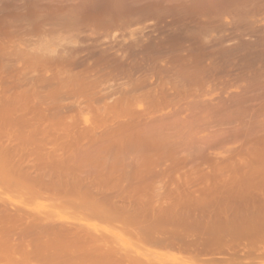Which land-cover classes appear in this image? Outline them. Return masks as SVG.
<instances>
[{
    "label": "rangeland",
    "instance_id": "1",
    "mask_svg": "<svg viewBox=\"0 0 264 264\" xmlns=\"http://www.w3.org/2000/svg\"><path fill=\"white\" fill-rule=\"evenodd\" d=\"M69 17L70 19H68ZM73 18L74 21L76 20L75 22L73 21ZM63 20L73 21V26L71 25L70 28L65 27L67 23L64 21L63 24H66L64 25L65 28H63ZM19 21L22 22L20 23ZM71 21L70 23H72ZM76 22H78L77 25L75 24ZM15 24L17 26H15ZM36 26L39 28L37 29ZM22 29H24V31ZM43 53H45V55ZM94 57L95 60L93 59ZM65 59L66 62L64 65L62 62L64 68L68 69L73 65L70 68L72 71L68 72L70 74L69 76H73L72 74H81V78H86L85 80L89 79L85 82L83 81V84L88 83V90H86L87 88L83 89L87 86L82 83H80L81 86H84H82L83 90L81 89L82 92L84 91V94L81 92L82 95H80L79 92V88L81 87L79 83L78 85L73 86L76 87L75 89L72 87L73 90H71L72 88L69 90L66 88L62 89L63 91L60 89L62 92L67 90L66 93H68V91L69 93L70 91H73L75 92L74 96L64 95L65 92L63 94L61 93L62 95L56 94L57 97H59V100L53 99L51 100L52 103L50 101L52 98L49 97L56 92V90L53 92V89L54 87L56 88V84H58L56 83L58 82L57 80L60 78L63 80L69 78L67 73L69 69L67 71L61 70L63 67L60 62L62 60L65 61ZM14 60L16 62H14ZM68 60H70V63L72 61L74 63H71L72 65H70ZM27 63H29L30 66ZM67 63L70 67L67 66ZM58 64H60L61 67H59L60 65ZM0 67L2 68H0V85L3 86H0V96L2 95L3 97V95H6V97H12L15 100L16 97L23 94L21 97H23L25 102H23V99L21 100V97L17 98V100H20V103L18 105V103L16 104L14 101L15 105L13 106L15 108H19V106L21 107L26 103L24 94L25 92L30 93V91L31 96H34L33 93L35 91V95L40 96H37L39 99H41V97L45 98L43 100L41 99L42 102L44 100L48 102H45L46 105L42 104L40 108H48V104H57L60 101L61 106L67 105L66 108L69 107L68 110L65 108L67 113H65L64 110V112H62L63 117L60 115V118H64L65 113L67 119L69 116V119L66 122H69L70 124L74 123L76 126L73 124L74 127H69V123H67L68 125H63L66 130H71H68L67 132L61 130L53 131V126H50L48 130L51 132L49 135L50 137H48L50 138V142H52L53 139L56 142L55 139H57V144H62L60 141L63 143L65 141L71 143V141L74 140L73 138H66V140L63 138V140H65L63 141L59 137L60 134L63 135L72 132L77 136L85 129L93 127L94 125H97V123L99 124V122L95 123L97 120L96 116L99 115H96L95 109L97 110V113H100L98 112V109L100 110L102 107L105 108V105L112 104V102L115 103L116 99L122 101L123 97L126 96V99L124 98L123 101L130 106H128L129 108H132L131 110L128 108L130 113H138V111L143 113L145 111V113L149 114L147 116L149 117L148 122H150V125L153 120L156 121L151 125H155V127L157 123H162L157 122L158 119L159 121H164V126L167 128L164 127L167 134L166 138L172 142L169 144H173V142L176 144L175 146L174 144L171 145L174 147L169 148V153L168 151L166 152L168 149L165 150L166 147H164V150H162L166 153H163L162 150V153L160 152L163 159H158L157 157V165L154 164L155 166L153 165V167H151L152 172L150 170V174L147 171L146 175L148 178H143V187L148 188H142L140 191H132V188H128L126 192L125 189L127 188L125 185H128L129 182H126V184L124 182V186L123 184L116 185L120 188L115 189L114 187L116 186H113V184H115L114 182L104 183L103 181H100L101 177L97 175L99 178H95L94 174L93 177H91L92 173L89 172V175L86 172V170H90L88 169L89 167H86L87 165L83 169H85L84 172L88 175L84 176L86 173H83V170L79 171V169H75L74 167H67L68 163H66V166L64 165L65 168L63 167L62 169L67 172L66 174L64 171L61 175L62 170H58L59 168H54L56 170L52 171L43 167V170L46 169V172L40 170L44 175L39 174L40 176H37L38 173L36 172L40 173V171L33 168L34 170H31L32 172L28 170V172L30 171L29 175L31 176L27 179L25 178L26 180L23 178H20V180L19 177L16 178L17 176L13 175L14 172H12L13 177L11 176L12 178L9 180L8 176L11 174L8 175L6 172L9 171L2 169L4 168L2 167L3 161L7 156H4L0 150L1 157H5L4 160L3 158L1 159L2 161L0 160L1 169L6 171L4 172L0 169V218L4 217L2 212L8 213V217L5 216L3 220H0V226L25 228L28 225L41 222L56 228H70L75 225V227L78 225L89 227L98 231L102 235L106 233L104 236H107V246L109 245L111 248H108L111 250L113 248L112 251L120 250V253L122 252L131 258L136 256L149 261L151 264H264V238L262 240L258 239L261 242L257 241V244L255 239V244L252 243L253 241H251L252 244L249 243L250 240H247V242L246 240H241L243 241L242 244L239 243L238 240L236 245L235 243H231L232 245H230L228 244L230 242H228L226 243L227 246H223L224 248H221L220 250L222 255L219 254L214 257L203 255L199 257L192 255V253L189 255V252H186L185 254V252L180 251L179 253V250L177 249L152 245V243L143 240V233L138 232V227L134 228L135 226L133 227L132 224L134 219L136 220L137 218L138 221V218H140L138 216L135 217L134 213L138 214L139 211L142 212L143 210L141 208L143 207L144 212L147 210V214L145 213L143 215V213H141L143 215L141 216L144 218L146 215L145 218H147L152 214L154 215L156 212L158 214L159 210L157 211L156 208L159 206L161 208L162 205L164 206V209H168L169 205L170 207L173 205L175 208L176 204L181 207L180 201H183L184 203L186 201L185 204H188V206H186L182 202V208H184V210H187L186 207H188V210L186 211L188 214L193 212H189L190 210L197 211L200 209H202L201 211L206 209L204 211L208 213L207 209L209 210L210 208H214L215 211L217 210L216 208H218L219 211L220 208H222V213H224L223 209L225 210L227 207H231V210L234 208H238L239 210L240 208V210L246 209V212L247 209H252L254 213L257 212L255 213L256 220L264 219V212L261 211L264 210V160L262 159L263 162L261 161L264 154L262 153V155H260V153L264 151V146L262 145V143L264 144V0H0ZM59 71H62V73L60 72L59 74ZM82 72L86 73L82 74ZM110 73H113L111 74L113 76H111ZM58 74L60 76H58ZM56 76H58L59 79L56 80ZM54 78L55 81L53 84ZM45 79L47 80V83L43 81ZM93 81H97L94 82L97 84L93 85L94 87L90 85ZM153 83H155V85H153ZM3 84L6 85V88H4ZM10 84L11 87L10 90H8L9 86L7 85ZM16 84L17 86H15ZM139 84L142 87L138 86V88L135 89L134 87ZM151 85L152 88L150 87ZM50 86H52V88ZM15 87L18 89L20 87V89L23 90L19 89L18 91L21 92L18 94V92H14L17 91ZM91 87H93L92 90H90ZM95 88L97 89L95 90ZM4 90H7V92H3ZM94 92L96 93V97L92 95L95 94ZM14 93H16V95ZM29 93L27 95H29ZM97 93L100 95H97ZM120 94L123 95V97H121ZM92 97L95 100L99 98L100 100H98V102L100 101V103H96L97 101L95 100L93 101ZM152 99L153 101L157 100L153 102L151 101ZM28 101L30 102V100ZM36 101L37 99L33 98L31 104L27 102L28 105L26 104L24 105L25 107L23 106L26 108V112H30L29 109H32V107L36 105ZM70 105L76 107L70 109ZM54 106L56 105H50L49 108L51 109L52 107L54 109ZM1 110L4 109H0V114H2L0 115V138L2 137L0 140L2 141L0 142V146L4 147V145H9L11 143V141H9L10 139H12L13 142L16 140L14 143L16 145L19 143L22 144L20 140L23 139L20 138L19 135L23 133L25 136L30 133L32 134V129H28L29 126H27V129L21 128L24 121L23 117H20L18 113L14 115L11 114L10 116L7 114L5 116V112L2 113L3 111L1 112ZM54 110H52V112H54ZM46 114H48V112ZM49 114V120L51 121L55 120L54 118L58 116L53 114L55 117L52 118L53 115L51 114V111H49ZM2 117L3 119H1ZM10 117L12 118L11 123L9 122V120H11ZM31 117H34V114L28 115V118ZM123 117L118 119V122H131L129 116ZM15 118H17V120ZM180 118L183 120H180ZM168 120L171 122L170 126H166ZM189 120L192 121L193 124ZM172 121L176 123V125H172ZM99 125L103 126L98 131L102 132L106 130L107 124L104 125L100 123ZM19 128H21V130ZM158 128L160 129V125ZM18 130L21 131L20 134H18ZM128 133H132V130ZM35 134H33L34 136H31L35 141L43 138L40 137V135H37L38 133ZM163 134L166 135L165 133ZM229 135L231 137H229ZM8 136L11 137L9 140ZM36 136L37 139L34 138ZM55 136L58 137L56 138ZM16 137L20 138L18 139L19 142ZM21 137H23V135H21ZM260 139H262V143ZM49 140L47 142H49ZM35 141L32 142L35 143ZM6 142L8 143L5 144ZM32 142L30 143L32 147H27L23 144L22 147L20 146V148L26 150L25 154L28 153V157L26 156V158H29V160L25 158L24 162H26L24 163L23 160L21 162L20 160L23 155H20V160L19 157L13 160V166V163L20 161L19 167L24 163L23 169H27L26 167H32V165L36 163L33 162L35 160L41 161H37L38 163L45 161L44 156L42 155L45 154L48 149L52 148V144L51 146L46 142V145L44 143H41V145L39 144L41 146L40 148L43 147L44 150L47 148V151L40 149L41 151L43 150V152L39 153V150H35L36 145ZM85 142L89 143L88 140ZM200 142H202V145L204 146H201ZM14 144L13 146H16ZM186 144H188L187 147ZM9 146L10 149L13 147H11V144ZM2 147H0V149H2ZM18 147L19 146H17L16 149L13 147L15 152L17 149L19 151V153L16 152L17 156L20 152L22 153V150ZM198 147L200 149L203 147L204 149L199 152L198 150L200 149ZM105 151L100 153L103 154ZM37 152L40 155L36 154ZM59 152L63 153L64 151ZM75 153L74 155H67L70 153H65V156L69 158V163L72 166H74L73 163L81 161L79 157H76L77 154ZM115 153L116 152L113 153L112 157H114ZM105 154L104 156H106ZM35 156L37 157L35 158ZM107 156L105 158H107ZM24 157H22V159ZM129 157H132V155ZM125 158L122 159L124 160ZM252 158L253 160L256 159L253 161ZM108 159L109 158L106 159L107 162ZM112 159H110V161ZM6 160L9 163L10 160ZM127 160H129L128 157ZM27 162H29V164ZM4 164L7 163L4 162ZM250 165H253L252 168L254 169L249 168L251 167ZM226 166L229 167V171H224V169L228 168ZM231 167L235 169L232 170ZM72 169H75L76 172H74L75 170L72 172ZM126 170L128 171L130 169ZM157 172L159 174L158 176L156 174ZM167 172L168 174H166ZM220 172L225 176L219 174ZM45 173L48 174L46 175ZM164 173L166 176H162ZM204 173L208 176L210 181L205 177ZM32 175L36 178L34 177L32 178L33 180H30L29 178L33 177ZM146 175L144 174V176ZM78 176L84 177L85 179L88 177V180H85V184L90 181L93 182L92 184H94V187L90 186L88 189L86 187H80V189L77 188L79 189V193L77 194V192H75L76 194L74 196L72 195L73 197H70V192L74 193L75 191V185L73 186V183L79 182L77 184H80L81 182L80 180L75 181ZM201 176L206 179H202ZM38 177H43L44 179ZM190 177L191 179L188 180ZM225 177L227 178V181L225 180ZM15 178L17 180H15ZM52 178L56 182H53ZM84 178L79 179L83 180ZM92 178L97 179V181ZM45 179L49 181H43ZM192 179H195L197 182L195 180L192 182ZM215 179H217V181H215ZM219 179H223V183ZM202 180H207L206 184L205 182L203 183ZM32 181L35 182V184ZM188 181H191L194 185L197 183L194 187H192L193 185L190 183L191 185L189 186L192 187V190H190L191 194H189L188 191L191 189L190 187H188V190L184 189L189 184L187 183L184 187V183ZM51 182L52 184L59 182L57 186L60 190L61 186L66 183L63 186L64 190L62 188L61 192H58L59 196H57V190H53V188L58 189L54 184V186L52 185L53 188L51 187L50 190H47L50 188ZM94 182H98V184H95ZM207 182L213 183L211 185H214V183L217 185L218 183H222V185L225 184L229 191L226 190L225 185H218V188L214 185L212 188L214 187L217 191L214 193L215 190H212L213 192L211 191L210 193L211 185ZM69 183L71 187L68 185ZM154 183H156V185H153L152 187L155 188V191L150 187L151 185H148ZM178 184L179 188L182 187V185L184 187L179 193L177 190L175 191L176 187V189H179ZM208 185H210V187L206 189V186ZM221 186L222 188H219ZM97 187L101 189H98ZM121 187H124L125 189L122 188V190ZM223 187H225V193L221 195L220 191L223 193ZM173 188L175 195L172 193L174 192ZM196 188H199V192L195 193L194 191H198ZM71 189L72 191L69 192ZM202 189L203 193L200 192ZM205 189L207 191L206 194L204 192ZM65 190H68V192ZM176 192L178 194H182L180 192H186L185 194H187L188 192V196L190 195L191 197L195 193V196H199V198L196 197L197 201L201 199V202H197L195 196H193L187 203L188 200H184L185 194L183 193V196L180 195L181 198H179V196L177 197L178 194H176ZM64 194H68V196H65ZM85 194L87 195L85 196ZM167 194L169 196L168 199L167 197L164 198ZM217 194L218 197H216ZM172 195L179 198L180 201L178 202V199L176 200ZM101 196L102 198L103 196H109L113 202H119V207L117 208L122 210L119 211L117 209L118 212H116V209L114 208V213H117V216L121 213L119 217L122 219V222L119 217L114 215L113 209H110V207L107 206L108 204H105L107 202L104 204H95L97 199H101ZM202 196H204V198ZM162 197L165 199L162 200L163 203L160 201V198ZM124 199L126 203L122 202ZM142 199L144 200L143 202ZM191 199H195V202H192ZM164 202L167 203V207H165ZM133 203L136 204L134 205ZM120 204L125 209L121 208ZM214 209L211 211H214ZM151 210L153 211L151 212ZM176 210L179 212V209ZM176 210L173 209L172 212ZM211 211L210 213L215 212ZM219 211L217 210V212ZM226 211H228V209ZM198 212L199 211H197L196 214H198ZM210 213L207 214V216H210ZM222 213L219 212L218 214L220 215ZM182 214L185 213H181L180 215ZM198 215L202 216V213ZM203 216H206V214ZM142 217L140 219L141 221L144 220ZM126 220L129 222H125ZM168 227L171 228V226ZM0 234L2 235H0V264H47L42 261L40 262L39 260L36 261L35 259L30 260L32 258L29 259L27 254L25 257V252H23L22 249H19L22 250L20 252L16 249H14V251L16 250V253L12 252L13 249H9V247L13 245L17 246L19 242L14 240L7 242V238L5 239L3 236L4 234ZM3 239H5V242L2 241ZM27 240L32 241L31 246L37 251L42 249V244L46 239L37 238L35 234H32ZM59 242L61 243V248L56 246V243L59 245ZM53 243H55L53 245H55L54 248L56 249L48 247L49 249L47 251L50 254H52V252L58 254L59 252L61 258L62 256L65 257V255L66 258L71 255L72 258L77 256L78 258H76L78 260H75L74 258L71 262L76 261L78 264H80L81 260L87 259L84 258L80 260L81 257H84V254L77 247L73 249L74 245L71 250H69L71 246H68L67 249L66 242L57 240V242L53 241ZM247 243H249V245H247ZM67 244L69 243L67 242ZM50 245L53 246L51 242ZM234 245L236 247L239 246V248H235ZM243 245L249 246L248 249H250L252 253L255 252L257 255L244 262H232V260H229L231 258V253L234 252L232 249H235L238 253L240 252L239 254L243 253L242 250L245 247ZM22 248L25 249L24 247ZM75 249H79V252ZM49 250L51 251L49 252ZM222 250H224V253ZM64 253L66 254L64 255ZM75 254L76 256H74ZM26 258L29 260H26ZM63 260L66 261L67 259L64 258ZM69 260L70 259H68V261Z\"/></svg>",
    "mask_w": 264,
    "mask_h": 264
},
{
    "label": "bare ground",
    "instance_id": "2",
    "mask_svg": "<svg viewBox=\"0 0 264 264\" xmlns=\"http://www.w3.org/2000/svg\"><path fill=\"white\" fill-rule=\"evenodd\" d=\"M68 19H70V17L68 18ZM72 19V18H71ZM15 21V20H14ZM64 21L67 23H65V24H63L64 23ZM71 21V20H70ZM70 21L68 20V21H66V20H63L62 21V25H63V28H65V27H71V25L73 26V21H74V18H73V21H71L72 23H70ZM76 21V20H75ZM74 21V22H75ZM20 22V21H19ZM22 22V21H21ZM20 22V23H21ZM13 24V23H12ZM76 25L78 24V22H76L75 23ZM22 25V24H21ZM64 25H65V27H64ZM15 26H17L16 24H15ZM29 26V25H28ZM31 26V25H30ZM79 26V25H78ZM82 26V25H81ZM25 27H27V26H25ZM25 27H24V29H25ZM37 27V29L39 28L38 26H36ZM12 28V27H11ZM77 28V27H76ZM14 29V28H13ZM24 29H22L23 31H24ZM26 29H28V28H26ZM15 31V30H14ZM21 32V31H20ZM30 32V31H29ZM78 32V31H77ZM10 35V34H9ZM3 46V45H2ZM97 48V47H96ZM21 51V50H20ZM29 51H31V50H29ZM71 52V51H70ZM102 52V51H101ZM16 53V52H15ZM76 53V52H75ZM9 54V53H8ZM19 54V53H18ZM44 55H45V53H43ZM70 54V53H69ZM79 54V53H78ZM38 55V54H37ZM33 56V55H32ZM38 56H40V55H38ZM58 56V55H57ZM100 56V55H99ZM8 57V56H7ZM11 57H12V55H11ZM17 57H18V55H17ZM41 57V56H40ZM105 57V56H104ZM13 58V57H12ZM32 58V57H31ZM35 58V57H34ZM63 58V57H62ZM61 58V59H62ZM10 59V58H9ZM41 59V58H40ZM43 59V58H42ZM44 59H45V57H44ZM50 59V58H49ZM84 59V58H83ZM82 59V60H83ZM94 60H95V57L93 58ZM113 59V58H112ZM12 60V59H11ZM79 60V59H78ZM109 60V59H108ZM31 61V60H30ZM60 61V60H59ZM70 60H68V62H69ZM76 61V60H75ZM14 62H16L15 60H14ZM26 62H29V61H26ZM42 62V61H41ZM57 62V61H56ZM62 62H63V65H64V63L66 62V59H65V61H61L60 62V64L62 65ZM81 62V61H80ZM79 62V63H80ZM83 62V61H82ZM31 63V62H30ZM46 63H47V61H46ZM52 63V62H51ZM70 63V62H69ZM71 63H74L73 61L71 62ZM70 63V65H72ZM28 65H29V63H27ZM60 64H58V65H60ZM6 65V64H5ZM43 65V64H42ZM45 65H47V64H45ZM52 65V64H51ZM57 65V66H58ZM61 65L59 66V67H61ZM63 65H62V67H63ZM70 65L67 63V66L68 67H70ZM30 66V65H29ZM56 66V65H55ZM73 66V65H72ZM71 66V67H72ZM116 66V65H115ZM7 67V66H6ZM49 67V66H48ZM67 67V68H68ZM70 67V68H71ZM76 67V66H75ZM74 67V68H75ZM134 67V66H133ZM1 68V67H0ZM8 68V67H7ZM40 68V67H39ZM47 68V67H46ZM52 68V67H51ZM56 68V67H55ZM70 68H68V69H66V68H62L61 70H68L67 71V73L68 72H71L72 70L70 69ZM112 68V67H111ZM122 68V67H121ZM2 69V68H1ZM6 69V68H5ZM22 69V68H21ZM54 69V68H53ZM75 69H77V68H75ZM114 69V68H113ZM133 69H135V68H133ZM37 70V69H36ZM105 70V69H104ZM123 70V69H122ZM121 70V71H122ZM38 71V70H37ZM102 71H103V69H102ZM120 71V70H119ZM128 71V70H127ZM126 71V72H127ZM27 72V71H26ZM25 72V73H26ZM60 72L62 73V71H59V74H60ZM107 72V71H106ZM28 73V72H27ZM26 73V74H27ZM33 73V72H32ZM32 73H31V75H32ZM35 73V72H34ZM40 73V72H39ZM58 73V72H57ZM67 73H65V74H67ZM79 73H80V71H79ZM86 72H82V74H85ZM90 73V72H89ZM100 73H102V72H100ZM58 74V76H60ZM111 74H113V73H110V75ZM18 75H21V74H18ZM24 75V74H23ZM55 75V74H54ZM70 74L68 73V76H69ZM73 76H69V78L68 79H65V80H63V79H59L58 78V76H56L55 78H56V80L57 79H59V80H57L58 82H56V83H58V84H56L55 86H56V88L54 87V89H53V92H55L54 90H56V92L55 93H53V97L51 96V97H49V98H52V99H50V101L51 100H53V99H55V100H59V97H57V95L56 94H60V95H62L64 92V95H73L74 96V93L75 92H73V94H72V92L70 91V93H69V91H68V93H66L67 92V90H69V89H71L73 86H76V85H78V83H79V85L81 86V84L80 83H82L83 84V81L85 82V81H87V80H89V79H87V80H85L84 78H81V74H72ZM148 75V74H147ZM10 76V75H9ZM65 76V75H64ZM111 76H113V75H111ZM126 76V75H125ZM143 76V75H142ZM146 76V75H145ZM30 77V76H29ZM51 77H52V75H51ZM103 77V76H102ZM8 78V77H7ZM38 78V77H37ZM41 78V77H40ZM55 78H54V80H53V84H54V81H55ZM9 79V78H8ZM22 79H24V78H22ZM31 79V78H30ZM39 79V78H38ZM52 79H53V77H52ZM51 79V80H52ZM84 79V80H83ZM114 79H116V78H114ZM33 80V79H32ZM4 81H5V79H4ZM37 81V80H36ZM41 81V80H40ZM39 81V82H40ZM43 81H45L46 83H47V80L45 79V80H43ZM80 81V82H79ZM134 81V80H133ZM48 82H50V81H48ZM94 82H97V81H93L90 85H97V84H95ZM120 82V81H119ZM122 82V81H121ZM131 82V81H130ZM157 82V81H156ZM4 83V82H3ZM11 83H12V81H11ZM36 83H38V82H36ZM35 83V84H36ZM15 84V83H14ZM41 84V83H40ZM53 84H52V86H53ZM64 84V85H63ZM86 85L87 87H84L83 85ZM82 86L84 87H78L80 90H79V92H80V95H82L81 94V92H82V90L83 89H85V88H87L86 90H88V83L86 84V83H84ZM119 84V83H118ZM148 84V83H147ZM157 84V83H156ZM4 85V84H3ZM37 85V84H36ZM89 85V86H90ZM104 85V84H103ZM153 85H155V83H153ZM0 86H2V85H0ZM6 85H4V88H6L5 87ZM7 86H9L8 88V90H10V87H11V84L10 85H7ZM15 86H17V84L15 85ZM31 86V85H30ZM52 86H50L51 88H52ZM138 86L139 87H142L140 84L139 85H137L136 87H134L135 89H137L138 88ZM157 86V85H156ZM3 87V86H2ZM13 87V86H12ZM70 87V88H69ZM94 87V86H93ZM93 87H91V89L90 90H92L93 89ZM118 87V86H117ZM151 88H152V85L150 86ZM16 88V87H15ZM15 88H13V89H15ZM43 88V87H42ZM50 88V89H51ZM67 89L66 91H64V92H62L63 90L62 89ZM74 89L76 88V87H73ZM73 88L71 89V90H73ZM83 88V89H82ZM97 88H98V86H97ZM97 88H95V90L97 89ZM111 88V87H110ZM112 88H113V86H112ZM174 88V87H173ZM17 89V91H14V92H18V94H19V92H21V91H18L19 89H20V87H19V89L18 88H16ZM38 89V88H37ZM41 89V88H40ZM62 91H61V90ZM82 89V90H81ZM12 90V89H11ZM20 90H23V89H20ZM42 90V89H41ZM95 90H93V91H95ZM113 90V89H112ZM111 90V91H112ZM13 91V90H12ZM33 91V90H32ZM38 91V90H37ZM155 91V90H154ZM3 92H7V90H4ZM25 92V91H24ZM23 92V93H24ZM40 92V91H39ZM50 92V91H49ZM86 92V91H85ZM91 92V91H90ZM139 92V91H138ZM145 92V91H144ZM13 93V92H12ZM29 93V92H28ZM28 93H26L25 92V94H24V98L26 99V103L24 104V105H28V103L27 102H29L28 100H30V102H29V104H31V101H32V99L34 98V99H37V101L35 102V104L36 105H34L33 107H32V109H29V111L30 112H26V108H24L23 106H19V108H15L13 105H15V103L17 104L18 103V105H19V103H20V100L18 101L17 100V98H20L21 97V95H23V94H20V96H18V97H16L15 95H16V93H14L13 95L16 97L15 98V100H14V98H12V97H6V95L4 96L3 95V97H2V95L0 96V109H4V110H1V112L2 113H4L5 112V116L7 115V114H9V116L11 115V114H19V116L20 117H23V121H24V123L21 125L22 127V129H27V126H29V128L28 129H32V134L30 133L29 135H26L25 136V134L23 133V134H20L21 133V128H19L20 130H18L19 131V133L18 134H20L19 135V137L20 138H22L23 140H20V142H22V144L23 145H25V146H29V147H32L31 146V142L32 141H35L31 136H34L33 134H37V135H40V137H43V138H41V140H36L35 141V143L34 142H32V143H34V145H36L35 147V150H39V153L40 152H43V147L42 148H40L41 146V143L43 144H45L46 145V143H48V144H50V146H51V144H52V148H50V149H48V151L45 149L44 151H47L45 154H43V153H41V154H43L42 156H44V160L45 161H42V163H38L37 161H39V160H35V161H33V162H36V163H30V164H33L32 165V167H30V166H28V167H26L27 169H23V165H24V163L26 162H24V160H25V158H26V156L28 157V153L27 154H25L26 153V150H25V152H24V150H23V148H20V146L22 147L23 145L22 144H18V145H16V144H14L15 143V141L16 140H14V142H13V140L12 139H10L11 137H9L8 138V140L9 141H11V147L13 146V144L14 145H16V146H13L15 149H16V147L17 146H19L18 148H20L21 150H22V153L20 152V154H18V156H17V153L16 152H18L19 153V151H18V149L16 150V152H15V149H13V147L10 149V144L9 145H4V147H2V146H0V147H2V149H0L1 151H2V153H3V155L4 156H7V158L6 159H8V161H9V163L7 162V160L5 159V157L3 156V157H1V155H0V160L3 158V165H6V166H3L2 165V167H4V168H2V169H5V170H7V171H9V172H6V171H4V170H2L1 169V164H0V169L2 170V171H4V172H6V173H8V175L9 174H11V175H9L8 177H9V180H10V178H12L13 176H12V172H14V174L13 175H16L17 177L16 178H18L19 177V179L20 178H23V179H27L28 177H30L31 175H29V172L32 170H37V171H40V170H43L44 168L43 167H46V169H50V170H56L57 168H59L58 170H62L63 169V167L65 168V166H66V163H68L67 164V167L69 166V167H71V168H75V169H79V171H82L83 173H88L89 175H90V173H92V176L91 177H93V174L95 175V178H99V177H101V180L100 181H103L104 183L105 182H108V183H110V182H114L115 184H113V186L115 185H120V184H123V186H124V182H125V184H126V182L128 183L129 182V184L127 185H125V187L127 188V189H125L124 187H121V189L122 188H124L125 189V192H126V190H128V188H132V191L133 190H135V191H140V190H142V188L144 189V188H148V187H143V180L145 179V177H147V171H148V173L150 174L151 172H152V168L151 167H153V165L154 164H156L157 165V163H158V159L159 158H161V159H163L162 158V155H161V153H162V151L164 150L163 148L164 147H166L165 148V150L166 149H168V150H166V152L168 151V153H169V148L170 147H174L176 144H175V142H173V144H174V146H171V145H173V144H169V143H172L171 141H169V139H167L166 137H167V134H166V132H165V130L167 129L164 125V121H159V119H158V121L157 122H162V123H157V125H156V127H155V125L154 126H151L153 123H155L156 121H154L153 120V122H152V124L150 125V122H148L149 120V117L147 116V115H149L148 113H145V111L143 112V113H141V112H139L138 111V113H136V112H129L128 111V108L130 107L127 103H125L123 100H124V98L126 97H123V95H121V97H123V99L121 98V97H119V98H121L122 99V101L120 100V99H116V102L114 103V102H112V104H108V105H105L106 107L104 108V107H102V109H98V112H100V113H97V110L95 109V113H96V115L97 114H99L98 116H96L97 118V120H96V122L95 123H97V122H99V124L101 123V124H107V126H106V130H104V131H102V132H100V131H98L99 129H101V127L103 126V125H99L98 123H97V125H94L93 127H89V128H87V129H85L82 133H80V134H78L77 136H75L76 134H73L72 132L71 133H65V134H63V135H61L60 134V139H62L63 140V138L66 140V138H73L74 140H72L71 141V143H68L67 141H65V140H63V141H65L64 143L62 142V141H60L62 144H57V139H55L56 140V142L54 141V139H53V141L52 142H55V143H52V142H50V138H48V137H50L49 135H50V131H48L49 130V127L50 126H53V131H64V132H67L68 130L69 131H71L70 129H67L66 130V128H64V126L67 124V123H69V122H66L68 119H69V116H68V119L65 117V113H67V111H66V109L68 110V108H66L67 107V105H63V106H61L60 105V102L59 103H54L56 106H54V109L51 107V109L49 108V106L50 105H54V104H52V103H50V104H48L49 106H48V108H40V106H42V104L44 105L45 104V100L42 102V100L43 99H45V98H42L41 97V99H39L37 96H39V95H35L36 94V92L34 91V96L32 95H30L31 94V91H30V93H29V95H27ZM51 93V92H50ZM62 93V94H61ZM83 94H84V91L82 92ZM95 93V92H94ZM153 93V92H152ZM40 94V93H39ZM138 94V93H137ZM155 94V93H154ZM79 95V94H78ZM79 95V96H80ZM94 97H96V93L95 94H92ZM97 95H100V94H98L97 93ZM162 95V94H161ZM29 96V97H28ZM56 96V97H55ZM73 96H71V97H73ZM77 96V95H76ZM163 96V95H162ZM33 97V98H32ZM37 97V98H36ZM40 97V96H39ZM83 97V96H82ZM101 97V96H100ZM142 97V96H141ZM158 97V96H157ZM32 98V99H31ZM85 98V97H84ZM156 98V97H155ZM23 99V97H21V100ZM46 99H48V98H46ZM81 99V98H80ZM91 99V98H90ZM126 99V98H125ZM153 99H154V97H153ZM153 99L151 100V101H153ZM61 100V99H60ZM68 100V99H67ZM85 100V99H84ZM92 100L94 101L95 99L92 97ZM98 100H100L99 98H97V100H95V101H97L96 103H100V101L98 102ZM157 100V99H156ZM156 100H154L153 102H155ZM14 101H15V103H14ZM65 101V100H64ZM92 101V102H93ZM118 101V102H117ZM167 101V100H166ZM174 101H176V100H174ZM23 102H25V100L23 99ZM76 102V101H75ZM74 102V103H75ZM85 102V101H84ZM110 102V101H109ZM127 102H129V101H127ZM133 102V101H132ZM169 102V101H168ZM21 103H22V101H21ZM46 103H48V102H46ZM76 103H78V102H76ZM80 103V102H79ZM86 103V102H85ZM84 103V104H85ZM159 103V102H158ZM103 104V103H102ZM157 104V103H156ZM21 105V104H20ZM46 105V104H45ZM75 105V104H74ZM133 105H134V103H133ZM171 105V104H170ZM71 107H70V109H72V108H74V107H76V106H72V105H70ZM129 106V107H128ZM2 107V108H1ZM157 107H158V105H157ZM163 107V106H162ZM169 107V106H168ZM66 108V109H65ZM98 108V107H97ZM147 108V107H146ZM48 109H49V111H51V114L53 115H55V116H57V117H55L54 115H53V117H52V115H51V117L52 118H54L55 120H53V121H51V120H49V111H48ZM93 109V110H94ZM132 108H129V110H131ZM152 109V108H151ZM52 110H54V112H52ZM64 110H65V113H64V118H62L63 116H62V112H64ZM92 110V111H93ZM153 110V109H152ZM46 111V112H45ZM70 111V110H69ZM68 111V112H69ZM72 111V110H71ZM151 111V110H150ZM154 111V110H153ZM178 111V110H177ZM48 112V114H46ZM105 112H106V114H105ZM30 113V114H29ZM72 113V112H71ZM31 114H34V117H31V118H28V115H31ZM177 114H179V113H177ZM0 115H2V114H0ZM60 115L62 116L61 118H60ZM123 116H129L130 118H131V122L130 123H128V122H123V121H120V122H118V119H120V118H122ZM145 116H147V117H145ZM167 116V115H166ZM179 116V115H178ZM3 117H4V115H3ZM3 117L1 118V119H3ZM59 117V118H58ZM128 117V118H129ZM145 117V118H144ZM51 118V119H52ZM123 118H125V117H123ZM152 118V117H151ZM10 119L11 120H9V122L11 123V121H12V118L10 117ZM16 120H17V118H15ZM95 119V118H94ZM182 118H180V120H181ZM14 120V119H13ZM74 120V119H73ZM183 120V119H182ZM93 121V120H92ZM190 121V120H189ZM4 122V121H3ZM74 122V121H73ZM184 122V121H183ZM190 122H192V121H190ZM70 124V123H69ZM74 124V123H73ZM73 124H70V125H68L69 127H74V125ZM163 124V125H162ZM173 124H175L176 125V123H174L173 121H172V125ZM186 124V123H185ZM190 124V123H189ZM192 124H193V122H192ZM191 124V125H192ZM17 125H18V123H17ZM64 125V126H63ZM159 125H160V129L158 128L159 127ZM170 126L171 125V122H169V120H168V122L166 123V126ZM16 126V125H15ZM20 126V125H19ZM76 126V125H75ZM162 126V127H161ZM59 127V128H58ZM63 127V128H62ZM166 129H165V128ZM16 129V128H15ZM163 129H164V131H163ZM132 130V133H128V132H130ZM17 131V132H18ZM80 131V130H79ZM40 132V133H39ZM165 133L166 135H164L163 133ZM27 133H28V131H27ZM55 133H58V132H55ZM60 133V132H59ZM231 133V132H230ZM233 133H234V131H233ZM1 134V133H0ZM13 134H14V132H13ZM35 134V135H36ZM7 135H10V134H7ZM12 135V134H11ZM21 135H23V137H21ZM223 135V134H222ZM233 135V134H232ZM2 136H4V135H2ZM14 136V135H13ZM16 136V135H15ZM57 136V137H58ZM183 136V135H182ZM186 136V135H185ZM7 137V136H6ZM56 137V136H55ZM56 137V138H57ZM187 137V136H186ZM219 137V136H218ZM229 137H231L230 135H229ZM234 137V136H233ZM15 138V137H14ZM20 138H17L16 137V139H17V141H18V139H20ZM34 138H36L37 139V136L36 137H34ZM47 138V139H46ZM2 139V137L0 138V140ZM38 139H40V138H38ZM46 139V140H45ZM70 139V140H71ZM184 139V138H183ZM224 139V138H223ZM230 139V138H229ZM49 140V142H47ZM51 140H52V138H51ZM59 140V139H58ZM86 140H88V142L89 143H86L85 141ZM171 140V139H170ZM262 139H260V141H261ZM44 141V142H43ZM169 141V142H168ZM203 141V140H202ZM207 141V140H206ZM0 142H2V141H0ZM12 142H13V144H12ZM19 142V141H18ZM18 142H16V143H18ZM39 142V143H38ZM46 142V143H45ZM67 142V143H66ZM177 142V141H176ZM264 142V141H263ZM8 142H6L5 144H7ZM28 143H29V145H28ZM86 143V144H85ZM180 143V142H179ZM189 143V142H188ZM201 143V146H204V145H202L203 143L202 142H200ZM261 143H262V141H261ZM40 144V145H39ZM47 144V145H48ZM191 144H193V143H191ZM33 145V144H32ZM179 145V144H178ZM181 145V144H180ZM187 145L188 144H186V147H187ZM262 145L264 146V144L262 143ZM44 146V145H43ZM184 146V145H183ZM7 147V148H6ZM9 147V148H8ZM24 148H26V147H24ZM93 148V149H92ZM110 148V149H109ZM171 148V149H172ZM199 148V147H198ZM202 149H204L203 147H201ZM19 149V150H20ZM40 149H43L42 151L40 150ZM103 149V150H102ZM107 149H109V150H107ZM116 149V150H115ZM163 149V150H162ZM200 149V148H199ZM202 149H200V150H198V149H196V150H198L199 152L200 151H202ZM13 150V151H12ZM20 150V151H21ZM90 150H92V151H90ZM95 150H96V154H95ZM100 150H102V151H100ZM105 150H107V151H105ZM162 150V151H161ZM243 150V149H242ZM59 151H64L63 153H60ZM69 151V152H68ZM72 151V152H71ZM76 153H75V152ZM103 151H105L103 154L102 153H100V152H103ZM244 151V150H243ZM262 151V150H261ZM58 152H59V154H58ZM75 154H77L76 155V157H79L80 158V162H77V163H73V165L74 166H72L69 162H70V160H68L69 158L68 157H66L65 156V153H70V154H67V155H71V154H73L74 155V153ZM98 152V153H97ZM106 152H108V153H106ZM114 152H116L115 153V155H114V157H112L113 156V153ZM161 152V153H160ZM166 152H164L163 151V153H166ZM253 152V151H252ZM38 152L36 153V154H38V155H40ZM99 153H100V155H99ZM106 153V154H105ZM262 153L264 154V151H262L261 153H260V155H262ZM1 154V153H0ZM79 154V155H78ZM104 154L107 156V154H108V156H107V158H109L108 159V162H107V158H105L106 156H104ZM109 154H110V157H109ZM117 154V155H116ZM127 154H129V155H127V157L129 158V160H127V157L125 158V156ZM204 154V153H203ZM239 154V153H238ZM243 154V153H242ZM241 154V155H242ZM244 154H245V152H244ZM250 154V153H249ZM20 155H23L22 157H24L23 159H22V157L20 156ZM97 155V156H96ZM103 155V156H102ZM121 155H125V156H121ZM130 155H132V157H129ZM161 155V156H160ZM258 155H259V153H258ZM65 156V157H64ZM119 156V157H118ZM120 156H121V158H120ZM256 156H257V154H256ZM255 156V157H256ZM14 157V158H13ZM17 157H19V160H20V157H21V162H22V160H23V164H22V166L20 165V167H22V168H20L19 167V164H20V161H16L15 163H13L14 164V166L12 165V162H13V160L14 159H16ZM32 157H33V155H32ZM37 156H35V158H36ZM104 157V158H103ZM158 157V159H156ZM113 158V159H112ZM117 158V159H116ZM122 158H125L124 160L122 159ZM199 158V157H198ZM201 158V157H200ZM253 158H254V153H253ZM253 158H252V160H253ZM26 159H28L29 160V158H26ZM110 159H112L111 161H110ZM160 159V160H161ZM256 159V158H255ZM254 159V160H255ZM262 159L264 160V156H262V158H261V161H262ZM18 160V159H17ZM32 160V159H31ZM72 160H73V158H72ZM203 160V159H202ZM253 160V161H254ZM2 161V160H1ZM156 161H157V163H156ZM258 161H259V159H258ZM4 162H6L7 164H9V165H7V164H4ZM39 162H41V161H39ZM249 162V161H248ZM263 162V161H262ZM1 163V162H0ZM28 164H29V162H27ZM65 163V164H64ZM264 163V162H263ZM65 165V166H64ZM71 165V166H70ZM87 165V166H86ZM199 165V164H198ZM233 165V164H232ZM89 167L88 169H90V170H86V172H84V170L85 169H83L84 167ZM155 166V165H154ZM158 166H159V164H158ZM218 166H219V164H218ZM221 166H222V164H221ZM230 166V165H229ZM249 166V165H248ZM251 166V165H250ZM14 167H17V168H14ZM30 167V168H29ZM48 167V168H47ZM51 167H53V168H51ZM162 167V166H161ZM224 167V166H223ZM226 167H228V166H226ZM225 167V168H226ZM234 167V166H233ZM253 167V165L251 166V167H249V168H251V169H254V168H252ZM255 167V166H254ZM7 168V169H6ZM19 168V169H18ZM34 168V169H33ZM54 168H56V169H54ZM71 168H69V169H71ZM169 168V167H168ZM219 168V167H218ZM232 168V167H231ZM231 168H230V170H231ZM244 168V167H243ZM242 168V169H243ZM9 169V170H8ZM46 169L45 170H43V172L45 171L46 172ZM74 169V170H75ZM126 169H130V170H126ZM153 169H155V168H153ZM221 169H222V167H221ZM229 169V167L227 168V169H224V171L226 170H228ZM235 168H232V170H234ZM241 169V170H242ZM28 170H30L29 172H28ZM73 169H72V172L74 171ZM150 170H151V172H150ZM161 170V169H160ZM202 170V169H201ZM219 170V169H218ZM31 171V172H32ZM65 170H62L61 171V175H62V172H64ZM204 171V170H203ZM202 171V172H203ZM229 171V170H228ZM237 171V170H236ZM74 172H76V170L74 171ZM90 172V173H89ZM166 172V171H165ZM222 172V171H221ZM219 173V174H221L222 176H225L224 174H222V173ZM231 172V171H230ZM233 172V171H232ZM35 173V172H34ZM36 173H38V175L37 176H40V175H44V173H41V171H40V173L39 172H36ZM36 173H35V176H36ZM49 173V172H48ZM47 173V174H48ZM65 174L67 173L66 171L64 172ZM85 174L84 176H86V175H88V174ZM206 173V172H205ZM204 173V175H205V177H207L208 178V176L206 175ZM40 174V175H39ZM46 174V173H45ZM46 174V175H47ZM144 174L146 175V176H144ZM149 174H148V176H149ZM154 174V173H153ZM153 174H151V175H153ZM157 174V176L159 175L158 174V172L156 173ZM166 174H168V172L166 173ZM166 174L164 173L162 176H166ZM45 175V176H46ZM81 175V174H80ZM99 177H98V176ZM150 175V176H151ZM196 175H198V174H196ZM227 175V174H226ZM228 175H229V172H228ZM228 175H227V177H228ZM12 176V177H11ZM33 177H31V178H29L30 180H33L32 178H34L35 176L34 175H32ZM36 176V177H37ZM81 176H83V175H81ZM156 176V175H155ZM15 177V176H14ZM35 177V178H36ZM202 177V179H206V178H204L203 176H201ZM221 177V176H220ZM15 178V180H17ZM38 178H40V179H42L41 177H38ZM50 178V177H49ZM48 178V179H49ZM79 178H84V177H79L78 176V178H77V180L75 179V181H78V180H80L81 182H80V184H77V183H79V182H76V183H73V186H74V193L73 192H70V191H72V189L71 190H69V192H70V197H73L76 193L75 192H77V194L79 193L78 191H79V189H80V187H82V188H84V187H86L87 189L90 187V186H92V187H94L93 185L94 184H92L93 182H90V181H88L87 182V184H85V180L88 178V177H86V179L84 178L83 180H81V179H79ZM93 179V180H96L97 181V179ZM144 178V179H143ZM148 178V177H147ZM157 178V177H156ZM164 178V177H163ZM192 178H194V177H192ZM196 178V177H195ZM223 178V177H222ZM226 178V177H225ZM22 179V180H23ZM25 179V180H26ZM29 179H28V181H29ZM39 179V180H40ZM44 179V178H43ZM189 179H191V177L190 178H188V180ZM199 179V178H198ZM209 179V178H208ZM13 180V179H12ZM21 180V179H20ZM52 180H53V182H56L53 178H52ZM51 180V181H52ZM88 180V179H87ZM86 180V181H87ZM187 180V179H186ZM193 180V179H192ZM195 180V179H194ZM194 180L192 181V182H194ZM220 180V179H219ZM226 181H227V178L225 179ZM34 181H35V179H34ZM41 181V180H40ZM43 181H49V180H43ZM92 181V180H91ZM196 181V180H195ZM203 181V183L205 182V184H206V181H204V180H202ZM201 181V182H202ZM209 181H210V179H209ZM208 181V182H209ZM215 181H217V179H215ZM221 182L223 181V179L222 180H220ZM225 181V182H226ZM33 182V181H32ZM61 182V181H60ZM102 182V183H103ZM167 182V181H166ZM197 182V181H196ZM207 182V183H208ZM224 182V183H225ZM27 183V182H26ZM29 183V182H28ZM34 184H35V182H33ZM42 183V182H41ZM64 183V182H63ZM95 183V182H94ZM161 183V182H160ZM187 183H189L188 185H187V187H185L186 186V184ZM191 181H188V182H186V183H184L185 185H184V187H183V185H182V187H180L179 188V184H178V188L179 189H176L175 188V191L177 190L178 191V193H179V191H182L181 189H189L188 187H190L189 185H193L192 187H194V186H196V184L197 183H195V185H194V183H191ZM198 183H199V181H198ZM202 183V184H203ZM223 183V182H222ZM222 183H218V185H222ZM51 185H50V188L49 189H47V190H50L51 189V187H52V185L54 184L55 186H57L58 184H59V182L58 183H53L52 184V182L50 183ZM62 184V183H61ZM66 183H64V185H65ZM77 184V185H76ZM95 184H98V182L97 183H95ZM172 184V183H171ZM208 184H213V183H208ZM227 184H228V182H227ZM53 185V186H54ZM63 185V186H64ZM68 185H70V183L68 184ZM68 185H66V186H68ZM79 185V186H78ZM148 185H151L150 187H152L153 185H156V183H154V184H148ZM170 185V184H169ZM201 185V184H200ZM210 185H208V186H206V189L207 188H209L210 187ZM214 185L216 186V188H218V185L216 184V183H214ZM214 185H211V187H210V193H211V191L213 190H215V192L214 193H216V189H214V187L212 188V186H214ZM223 185H225V184H223ZM222 185V186H223ZM32 186V185H31ZM63 186H61V190H62V188H63ZM77 186V187H76ZM96 186V185H95ZM167 186H168V184H167ZM166 186V187H167ZM181 186V185H180ZM199 186V185H198ZM222 186L221 187H219V188H222ZM227 185H225V187H226ZM229 186V185H228ZM41 187V186H40ZM47 187V186H46ZM58 187V186H57ZM69 187V186H68ZM70 187H71V185H70ZM75 187H76V189H75ZM116 187H118V188H116ZM116 187H114L115 189H119L120 187L119 186H116ZM149 187V188H150ZM156 187V186H155ZM164 187V186H163ZM169 187H171V186H169ZM168 187V188H169ZM192 187H190L191 189H189L188 191H189V194H191V191L190 190H192ZM225 187H223V193H221V191H220V194L222 195V194H224L225 192H224V188ZM231 187L233 188V186L231 185ZM53 188V187H52ZM77 188H79V189H77ZM98 188V187H97ZM153 188V187H152ZM157 188V187H156ZM167 188V189H168ZM200 188V187H199ZM198 188V189H199ZM203 188V187H202ZM66 189V188H65ZM98 189H101V188H98ZM151 189V188H150ZM154 189V191H155V188H153ZM161 189V188H160ZM197 189V188H196ZM195 189V190H196ZM197 189V190H198ZM206 189H205V194H206ZM53 190H57V196H59V194H58V192L60 191L61 192V190H60V188L58 187V189H54L53 188ZM63 190H64V188H63ZM114 190V189H113ZM123 190V189H122ZM157 190H159V189H157ZM166 190V189H165ZM209 190H208V193H209ZM218 190H220V189H218ZM226 190H228V187H226ZM52 191V190H51ZM66 191V190H65ZM64 191V192H65ZM80 191H82V190H80ZM153 191V192H154ZM168 191H170V190H168ZM173 191H174V188H173ZM175 191L174 192H172L174 195H175ZM212 191V192H213ZM229 191V190H228ZM54 192V191H53ZM66 192H68V190L66 191ZM195 193L196 192H199V190L198 191H194ZM200 192H202L203 193V189H202V191H200ZM130 193V192H129ZM162 193V192H161ZM166 193H168V192H166ZM172 193H170V194H172ZM177 192H176V194H178ZM180 193H186V192H180ZM195 193L193 194V196H195ZM218 193H219V191H218ZM229 193V192H228ZM54 194V193H53ZM165 194V193H164ZM182 194H178L177 195V197L179 196V198H181V196H183ZM251 194V193H250ZM56 195V194H55ZM63 195V194H62ZM65 196H68V194L66 195V194H64ZM73 195V196H72ZM87 194H85V196H86ZM103 195V194H102ZM119 195V194H118ZM118 195H116V196H118ZM133 195V194H132ZM181 195V196H180ZM185 195H186V197H188V198H186L185 197ZM184 195V200H188L187 201V203L190 201L189 199L190 198H192L190 195L188 196V192H187V194H185ZM201 195H204V194H201ZM201 195H200V198H201ZM227 195V194H226ZM60 196H61V194H60ZM64 196V197H65ZM159 196V195H158ZM163 196V195H162ZM220 196V195H219ZM225 196V195H224ZM224 196H222V197H224ZM119 197V196H118ZM132 197V196H131ZM161 197V196H160ZM167 197V199H168V194H167V196L165 195V197L164 198H166ZM172 197H174L173 195H172ZM177 197H174L178 202L180 201L179 200V198H177ZM199 198V196H195V199H196V201H197V198ZM203 198H204V196H202ZM216 197H218V194L216 195ZM251 197V196H250ZM68 198V197H67ZM156 198V197H155ZM163 198V197H162ZM162 198H160L161 200V202L163 203V201L162 200H165L164 198L162 199ZM224 198H226V197H224ZM131 199V198H130ZM195 199H191L192 200V202H195ZM223 199V198H222ZM112 199H110V197L108 196V197H104L103 196V198H102V196H101V199L99 198V199H97V201L95 202V204H97V203H99V204H104L105 202H107V203H105L107 206H109L110 207V209H113V213L115 212V209H116V212H118L117 211V207H119L118 206V201H116V202H113V200L111 201ZM128 200V199H127ZM133 200H134V197H133ZM138 200V199H137ZM148 200V199H147ZM182 200V199H181ZM201 200V199H200ZM199 200V201H200ZM95 201V200H94ZM139 201H140V199H139ZM144 200L142 199V202H143ZM169 201V200H168ZM199 201H197V202H199ZM203 201H204V199H203ZM123 203L125 202V199L122 201ZM137 202V201H136ZM141 202V201H140ZM139 202V203H140ZM160 202V203H161ZM182 202L183 201H180V204H181V207H180V205L178 206L177 204H176V206H175V208L176 209H179V212H181V213H185V214H182V215H180L181 213H179V212H177L178 210H176L175 208H174V206L172 207H170V205L168 206V209H164V206L162 205V210H161V208H160V206L158 207V208H156L157 209V211H158V214H157V212L153 215H151V216H148L147 218H145L146 217V215H145V217L143 218L142 216L147 212V210H146V212H144V207L143 208H141L143 211L141 212V211H139L138 212V214L137 213H134L135 214V217L136 216H138V217H140V218H138V221L141 219V217L144 219V220H140L139 222L137 221V218H136V220L134 219V223L132 222V224H133V227L134 228H137V229H139L138 230V232H142L143 233V240H145V241H147V242H149V243H152V245H159V246H161V247H166V248H171V249H177V250H179L178 252L180 253V251H182V252H185V254H186V252H189V255H191L190 253H192V255H196V256H212V257H214V256H217V255H219V254H221L222 255V253H220V250H221V248H224L223 246H227V244L226 243H228V242H230V243H228V244H230V245H232L231 243H235V245H236V242L238 241L239 243H241L242 244V242L244 241V240H246V242H247V240L249 241L250 240V242L249 243H251V241H253L252 243H254L255 244V242H256V244L258 243V242H261L260 240H262L263 238H264V219L263 220H256V216H255V213H257V212H255L254 213V211L251 209H247V212L245 211L246 209H241L240 210V208H239V210H238V208H234L233 210H231V207H227V209H228V211H226L227 209H223V212L224 213H222V208H220V211H219V209L218 208H216L219 212H221L222 214H218L219 212H217V210L215 211V209H214V211L215 212H217V213H215L214 211H211V210H213V209H209L211 212H214V213H210V211L207 209V212L208 213H206L204 210H206V209H204L203 211H201L202 209H200V210H197V211H199L200 213H202V216L201 215H198V214H200L199 212H198V214H196V212L194 211V210H190L189 212H191V211H193V212H191V213H189L188 214V212H186L187 210H188V207H186L187 208V210H184V208H182ZM201 202V201H200ZM126 203V202H125ZM165 203V202H164ZM185 203H186V201H185ZM184 202H183V204H185ZM110 204V205H109ZM132 204V203H131ZM134 205L136 204V203H133ZM138 204V203H137ZM166 204L167 203H165V207H167L166 206ZM121 205V204H120ZM124 205V204H123ZM134 205H131V206H134ZM142 205V204H141ZM147 205V204H146ZM149 205H151V204H149ZM160 205V204H159ZM186 205V204H185ZM138 206V205H137ZM143 206V205H142ZM186 206H188V204L186 205ZM148 207H150V206H148ZM170 207V208H169ZM178 207V208H177ZM224 207V206H223ZM115 208V209H114ZM121 208H124L122 205H121ZM172 208V209H171ZM181 208V209H180ZM204 208V207H203ZM224 208H226V207H224ZM233 208V207H232ZM120 209V208H119ZM118 209V210H119ZM125 209V208H124ZM138 209V208H137ZM136 209V210H137ZM151 209V208H150ZM155 209V208H154ZM155 209V210H156ZM169 209H170V212H169ZM176 210V211H173L172 212V210ZM199 209V208H198ZM122 210V209H121ZM121 210H119V211H121ZM127 210V209H126ZM185 211V212H182V211ZM231 210V211H230ZM135 211V210H134ZM153 210H151V212H152ZM164 211H166V212H164ZM243 211V212H242ZM262 212H264V210H261ZM137 212V211H136ZM159 212H161V213H159ZM164 212V213H163ZM195 212V213H194ZM205 212V213H204ZM3 213V216L5 217H8V213L7 212H2ZM120 213V212H119ZM118 213V214H119ZM141 213H143V215L141 214ZM204 213V214H203ZM211 214L210 216H207V214ZM140 214V215H139ZM147 214V213H146ZM157 214V215H156ZM206 214V216H203V215H205ZM213 214V215H212ZM218 214V215H217ZM114 215L115 216H117V213H114ZM120 215H121V213H120ZM120 215H118L117 217H119ZM123 215V214H122ZM142 215V216H141ZM148 215H149V213H148ZM217 215V216H216ZM263 215H264V213H263ZM4 217H1L0 218V220H3V218ZM120 218V217H119ZM119 218H118V220H119ZM116 219V218H115ZM121 219V218H120ZM123 220H124V218H123ZM20 221V220H19ZM112 221H113V219H112ZM131 221V220H130ZM121 222H122V219H121ZM124 222V221H123ZM125 222H129V221H125ZM124 222V223H125ZM76 224V223H75ZM161 224V225H160ZM1 225V224H0ZM76 226V225H75ZM70 227V228H67V227H59V228H56V227H54V226H51V225H49V224H43V223H41V222H38L37 224H33V225H28L27 227H25V228H16V227H14V226H11V227H4V226H0V233H3L4 235V237H5V239L7 238V242L8 241H10V240H14V241H18L19 242V244H17V246H15V245H13V246H11V247H9V249H13V251L12 252H15L16 253V250L18 251L19 249H22L23 250V252H25V257L27 256L29 259L30 258H32V259H30V260H33V259H35L36 261L37 260H39L40 262L42 261V262H44V263H47V264H78V263H76V261H72L71 262V260H74V258H75V260L78 258L77 256H76V254L74 255V256H76V257H71V256H69L68 258H66V253H64V255H65V257L64 256H62V258L64 259H67L66 261H64L62 258H61V256H60V254H59V252H58V254L56 253V254H54L53 252H52V254H54V255H52V254H50V253H48V247H53L54 248V246L55 245H53V244H55V243H53V241H56L57 242V240H61V241H63V242H66V245H67V249H68V246L70 247V249L69 250H71V248H72V246H73V249L74 248H79L82 252H83V254H84V257H81L80 258V260L81 259H84V258H87V259H84V260H81V262H80V264L82 263V264H151L149 261H147V260H143V259H141V258H139V257H134V258H131V257H129V256H127V255H125L124 253H120V250H118V251H112L113 250V248H112V250L111 249H109L108 247H110L109 245L107 246V239H106V237L107 236H104L106 233H104V235H102L101 233H99L98 231H95V230H93V229H91V228H89V227H82V226H77V227ZM168 226H171V228L170 227H168ZM136 232V231H135ZM32 234H35L36 235V237L37 238H45L46 240L44 241V243L42 244V249L41 250H37V251H35L34 249H33V247L31 246V242L32 241H29V240H27V238L28 237H30ZM1 235V234H0ZM2 236V235H1ZM2 239V238H1ZM5 239H3L2 241H4ZM254 239L256 240L255 242H254ZM258 239H260V240H258ZM241 240H243V241H241ZM1 241V240H0ZM258 241V242H257ZM5 242V241H4ZM50 242L52 243V245L53 246H51L50 245ZM67 242L69 243V244H67ZM249 243H247V245H249ZM251 243V244H252ZM60 242H59V245L56 243V246H59L60 247ZM240 244V245H241ZM234 245V246H235ZM242 246V245H241ZM243 246H245V245H243ZM250 246H253V245H250ZM255 246V245H254ZM22 247H24L25 249H23ZM228 247H229V245H228ZM233 247V246H232ZM238 248H239V246H237ZM236 246H235V248H237ZM32 248V249H31ZM58 248V247H57ZM61 248V247H60ZM111 248V247H110ZM231 248V247H230ZM249 248V246H245L244 247V249L242 250L243 251V253L242 254H239L235 249H232L234 252L233 253H231V258L229 259V260H232V262H244V261H246V260H248V259H250V258H252V257H255L257 254H255V252H253L252 253V251L250 250V249H248ZM256 248V247H255ZM14 249H16L15 251H14ZM54 249H56V248H54ZM65 249V248H64ZM78 249V250H79ZM116 249V248H115ZM163 249V248H162ZM260 249V248H259ZM22 250H19V252L20 251H22ZM52 250V249H51ZM51 250H49V252L51 251ZM75 250H77V249H75ZM77 250V251H78ZM56 251V250H55ZM64 251V250H63ZM74 251V250H73ZM223 251V253H224V250H222ZM221 251V252H222ZM226 251V250H225ZM228 251V250H227ZM238 251H240V250H238ZM11 252V253H12ZM79 252V251H78ZM82 252H81V255H82ZM14 253V254H15ZM27 254V255H26ZM226 255V254H225ZM71 257V258H70ZM28 258H26V260H29ZM192 258H193V256H192ZM195 258V257H194ZM68 259H70L69 261H68ZM78 260V259H77ZM79 260V261H80ZM150 261H152V260H150ZM223 261V260H222ZM176 264V263H175Z\"/></svg>",
    "mask_w": 264,
    "mask_h": 264
}]
</instances>
